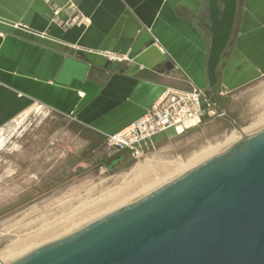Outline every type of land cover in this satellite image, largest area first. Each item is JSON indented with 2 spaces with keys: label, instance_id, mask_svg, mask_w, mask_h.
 <instances>
[{
  "label": "crops",
  "instance_id": "obj_1",
  "mask_svg": "<svg viewBox=\"0 0 264 264\" xmlns=\"http://www.w3.org/2000/svg\"><path fill=\"white\" fill-rule=\"evenodd\" d=\"M70 7L83 20L64 27L75 15ZM209 22L208 0H0L6 197L31 198L39 184H50L39 186L42 192L87 167L126 160L129 151L108 156L101 144L143 116L163 91L210 94ZM66 58L88 65L82 80L72 71L61 81ZM211 96L225 118L190 120L153 145L164 151L178 141L183 150L201 151L229 130L264 119V0H238Z\"/></svg>",
  "mask_w": 264,
  "mask_h": 264
},
{
  "label": "water",
  "instance_id": "obj_2",
  "mask_svg": "<svg viewBox=\"0 0 264 264\" xmlns=\"http://www.w3.org/2000/svg\"><path fill=\"white\" fill-rule=\"evenodd\" d=\"M237 2L208 0L210 95ZM87 69L66 58L61 81L72 71L82 80ZM2 264H264V126L161 186Z\"/></svg>",
  "mask_w": 264,
  "mask_h": 264
},
{
  "label": "rangeland",
  "instance_id": "obj_3",
  "mask_svg": "<svg viewBox=\"0 0 264 264\" xmlns=\"http://www.w3.org/2000/svg\"><path fill=\"white\" fill-rule=\"evenodd\" d=\"M263 126L264 119H259L250 125L231 129L215 142L207 143V147L201 151L199 149L183 150V143L178 141L167 144L165 152L159 150L160 147L157 148L153 145L141 156L129 155L126 160L110 167L103 168L99 165L93 166L91 169L87 167L71 177L70 180H65L58 186L42 190V192L39 191V186L44 189L46 185L50 186V184H39L32 188L31 198L6 197L9 194V183L0 181V253L5 255L4 261L6 262L174 179L228 147L237 138L242 137L240 131L248 135ZM148 163L155 167L149 168L147 174L142 178L132 174L135 168L144 169ZM4 168L0 165V173ZM161 170H165L163 175ZM147 180L150 181L147 182ZM126 187H130L132 192L121 200L113 201L94 211L105 197ZM79 211H85L88 215L74 221V216ZM64 221L65 223H63ZM53 229L55 230L51 232ZM46 230L50 233H45Z\"/></svg>",
  "mask_w": 264,
  "mask_h": 264
},
{
  "label": "built area",
  "instance_id": "obj_4",
  "mask_svg": "<svg viewBox=\"0 0 264 264\" xmlns=\"http://www.w3.org/2000/svg\"><path fill=\"white\" fill-rule=\"evenodd\" d=\"M61 8L53 10L54 19L60 13ZM75 12L67 20L61 22L64 27L73 23H81L83 18ZM204 117L225 118L226 114L219 110L212 96L196 88L190 90H165L151 107L137 119L121 131L107 135L100 146V152L106 155L127 150L133 157L141 156L144 151L153 147V139L169 129L181 126L185 122Z\"/></svg>",
  "mask_w": 264,
  "mask_h": 264
},
{
  "label": "bare ground",
  "instance_id": "obj_5",
  "mask_svg": "<svg viewBox=\"0 0 264 264\" xmlns=\"http://www.w3.org/2000/svg\"><path fill=\"white\" fill-rule=\"evenodd\" d=\"M242 136H244L245 134H243L241 131L239 132ZM247 135V134H246ZM240 136V135H239ZM241 137H239V138H237L236 140H234L232 143H234V142H236L237 140H239ZM231 143V144H232ZM153 167H155V166H153V165H151V164H147L146 165V167H144V169H139L138 167L137 168H135L133 171H132V174H135L136 176H139V177H143L145 174H147V171H148V169L149 168H153ZM166 168V167H165ZM161 172H162V175L165 173V170L164 171H162L161 170ZM150 180H147V182H149ZM147 182H145V183H147ZM132 192V190H131V188L130 187H126V188H123V189H120L119 191H117L115 194H113V195H110L109 197H105V199L103 200V202L102 203H100L97 207L98 208H96L94 211H97V210H99V209H101L104 205L106 206V204H109V203H112L113 201L115 202H117V201H119V199L121 200L123 197H125L127 194H129V193H131ZM94 208V207H93ZM93 212V211H92ZM90 213V212H89ZM88 215V213H86L85 211H79V212H77L76 214H75V216H74V221H77V220H79V219H82V218H84L85 216H87ZM67 218V217H66ZM71 220V219H70ZM61 221H63V220H61ZM67 221H69V220H67ZM63 223H65V221L63 222ZM67 223H69V222H67ZM72 223V222H71ZM70 223V224H71ZM67 225V224H66ZM61 226V225H60ZM65 226V225H64ZM60 228V227H59ZM55 229H53V230H51V232H53ZM45 233H50V231H48V230H46V232ZM18 248V247H17ZM4 253H6V252H4ZM7 255V254H6ZM5 256V255H4ZM3 254L2 253H0V264H2V263H4L5 261H4V259H3Z\"/></svg>",
  "mask_w": 264,
  "mask_h": 264
}]
</instances>
